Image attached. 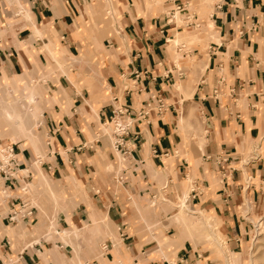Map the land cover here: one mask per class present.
Returning <instances> with one entry per match:
<instances>
[{
  "label": "crops",
  "instance_id": "obj_1",
  "mask_svg": "<svg viewBox=\"0 0 264 264\" xmlns=\"http://www.w3.org/2000/svg\"><path fill=\"white\" fill-rule=\"evenodd\" d=\"M202 1L199 8L190 0H165L178 10L187 29L213 32L206 34L214 40L207 42L203 70L189 68L188 76L184 66L178 65L180 59L173 57L181 51L176 45L173 53L170 42L180 32L174 12L171 17L164 12L152 14L149 0H0V78L31 77L39 87L47 88L48 95H54L47 99L52 108L42 112L46 126L41 139L31 150L21 148L17 153L19 169L33 165L39 153L35 172L39 170L40 177L30 170L32 174L25 177L19 173L0 178V264L226 263L211 253L197 258L196 249L188 250L190 242L173 233L178 227L171 211L146 206L157 196V189L166 188L162 187L165 178L176 183L182 194L187 185L183 173L189 169L194 185L202 189L187 193L186 205L219 217L220 228L234 248L245 223L237 210L244 174L264 181V0ZM103 6L119 12L116 16L111 10L108 28L101 24L108 18H101ZM254 25L256 30H251ZM220 76L225 78L222 84H218ZM180 80L192 87L191 99L173 88ZM237 83L243 87L236 99L212 97L214 87L225 92ZM152 94H159L166 108L160 113L152 110L148 122L135 120L126 143L130 158L108 161L100 157V153L113 155L108 137L103 134L99 142L94 138L111 107L126 104L139 110ZM191 107L203 118L205 140L200 148L189 147V153L183 147L188 127L180 122L194 118ZM181 150L191 156V163L179 159L173 174L165 175L168 166L163 157ZM245 152L249 153L246 157ZM251 153L254 157H249ZM108 163L111 172L105 170ZM44 177L48 188L63 200L59 210L49 201L52 190L41 191ZM77 181L89 187L83 194L81 190L74 195L67 192V184ZM23 186L31 190L36 202L30 201L31 205L38 210L36 232L29 238L20 234V222L7 217L19 198H29ZM68 197L77 202L70 209ZM86 202L96 218L104 215L107 219L106 236L101 226L93 227L88 238H68L66 232L62 240L45 239L47 222L39 220L40 214L56 215L55 223L49 219L56 232L66 229L68 216L79 231L87 232L78 221L89 215ZM158 226L167 232L161 246L171 249L161 250L159 238H151ZM232 230L235 233L226 234ZM106 242L103 250L101 244Z\"/></svg>",
  "mask_w": 264,
  "mask_h": 264
},
{
  "label": "rangeland",
  "instance_id": "obj_2",
  "mask_svg": "<svg viewBox=\"0 0 264 264\" xmlns=\"http://www.w3.org/2000/svg\"><path fill=\"white\" fill-rule=\"evenodd\" d=\"M103 1L106 2L109 0H103ZM17 2H21V0H17ZM149 2L153 5L152 14H158V12H164L165 14H169L171 17V15H173V12L177 10V9L173 10L174 5L172 3L170 5L165 4V0H149ZM202 2H203L202 0L199 2L190 0V4L199 5L198 6L199 8L202 6ZM160 5H162V7H158ZM111 10L116 16H119V12L116 10L115 7L111 9L108 6L105 7L103 6L102 11L100 12L102 19H104L105 16H108V18L102 20L103 22L101 23L106 28H108V26L112 23V21L109 22L112 14ZM193 13H195V10L193 11L192 9L191 14ZM175 20H176V26H178L177 28L178 31H185L189 34H195L198 35V37H200L199 40H196L192 43L189 41H184L183 44L178 45V48L181 49V51L179 52L180 55H178L180 59L178 61V65L184 66V69L186 71L189 68H195V67H199L202 71L203 70L202 68L204 67V60L207 59V52H208L207 42L209 40H214L213 38L208 39L206 34L212 36L213 32L212 31L207 32L206 29H201V28H196L195 30H193L192 28L187 29L186 28L187 25H184L182 21V17L180 15L178 18H175ZM179 26L181 30L179 29ZM256 28L257 27L254 25L253 28H251V30H256ZM107 32H109L108 29ZM178 48H175V46H173V53L176 50H178ZM173 57H177V55L175 54ZM55 60H56L55 62L58 63L57 65L60 67L62 65L61 61H59L57 57ZM186 73H187L186 75L188 76L190 75L189 70ZM178 82H180V84H182L183 86L178 87L175 84L173 88L176 90V92L181 94V96L184 99L187 98L191 99L192 87L185 86L184 81L180 80ZM121 88L123 90L124 86L121 85ZM46 89H47L46 87L45 88L39 87L31 77L18 81H15L12 78H8V79L4 77L0 78V143H2V145H0V149L6 146L13 145L16 153H21L20 150L21 148L22 149L26 148L27 150L29 149L31 150V148L37 143V141L41 139L42 131L46 126L42 112L48 110V108H52L51 100H47V99L48 97L54 96L52 94L48 95ZM31 97L33 101L29 102L31 101ZM191 110L192 111L195 110L194 118L193 119L186 118L184 120L182 119L180 122V123H184L185 126L188 127L189 133H186L183 136L184 139L183 147L184 149L186 148V150L188 148L187 150L188 152L190 151L189 147L195 146L196 148H200L205 140L204 139L205 131L201 121L203 120V118L200 119L198 118L200 116L199 115L200 111L198 109H195L194 107H191ZM18 112L23 113L21 115L22 119L20 121L17 117ZM191 116H193V114H191ZM106 127L107 130H105L102 124L99 123L97 126L98 136H95L94 138H97L95 141L97 142L98 140H100L101 136L104 133H106L104 134V136L108 137V141L110 143L113 155L107 156L106 154L100 153V157L106 158L108 161L113 160V158H117L120 160H125L130 158V154L124 153L123 151L125 150V147L118 149L114 148L111 139L112 136L108 134L112 128V124L110 125L108 124ZM126 143H129V141H126ZM127 151L130 152L129 149ZM247 155H249V153L245 152L244 156L246 157ZM254 155L255 154H252V156L250 155L249 157H254ZM163 158H164L163 160H167V166H168L166 167L165 170L166 173L164 172L165 175L173 174L174 164L175 162L177 163L179 159L186 164L191 163L190 161L191 156L189 157V155H186L182 150L180 153H177V151H172L169 154L167 153V156ZM39 159H41V157L39 158V153H37L33 157L32 160L33 165L29 164V166H27L26 168L18 169V173L14 172L13 177L19 176L17 175L19 173L24 177L31 175L32 173L30 170H33L35 172V166H37L36 164L39 165L40 163V161L37 162V160ZM35 162L36 164L34 165ZM19 170H23V171L19 172ZM105 170L106 172L113 171V167L110 166V163H108V166L105 167ZM188 170L185 171V173H183V176L186 177L187 179V185L185 186V189L183 190L182 194L181 192H179L176 183L172 184L167 180V178H165L166 182L162 185V187L166 185V188L157 189L156 192L157 196L155 198L153 196V198H151L147 202L146 206H151L154 210H158V211L160 209H163L164 211H171V214L173 215L172 220L173 222H175V224L178 227L176 229V232L173 233H177V235H179V238L188 240V242H190L191 247H189L188 250H191L192 248L196 249L194 250L196 257L197 256L202 257V255L211 253L212 255L217 256L218 258L226 261V263L223 262V264H264V181L251 179V175L249 173L244 174L246 181L242 185L244 191L242 193L241 200L239 201V205L237 206V210L239 212L241 221L245 223L242 225V230L239 233L238 245H236V247L233 248L232 245L227 241L224 231L220 228L222 222L219 217L216 218L215 215H212L211 217V215L201 213L197 208L191 209L189 206H186V211L184 214L180 212V203L182 202V197H183L182 195L184 191H187V193L192 192V194H194L196 193V190L198 192L199 190L202 189V187L199 186H198L199 189L196 188L193 182L194 181L193 177ZM11 171L13 172V170ZM33 174L38 178L40 177L39 170ZM172 179H173L172 182H175L174 176L172 177ZM43 180L44 183L41 184L42 186L41 191L46 193L48 190V192H50L52 188L51 189L48 188L49 184L46 182V178ZM118 180H122L120 176L118 177ZM88 187H89L88 184H83L80 181H77L74 184L68 183L67 192L71 191V194L73 193L74 195L75 192H79V190H81L83 194L84 189L85 188L87 189ZM173 188L175 190L172 193ZM192 189H195V191L194 190L191 191ZM26 192L27 193L25 194L29 198L23 197L22 200L28 203V206H32L31 202L33 203L35 201H32L31 199V190L27 188ZM51 192H52L51 193L52 199H50L49 201L53 203V205L57 210H59L58 208H60L61 206L60 203H62L63 200L57 198L53 193V190ZM177 192H179L180 194L178 195ZM165 193H167L168 195H165ZM171 194H173V196H170ZM46 200L48 201V199ZM75 200L76 199L74 198H69V197L67 198L68 209L73 208L77 204ZM18 204L19 201H17L15 205L10 207L9 211L7 212L8 216L11 210L18 209L20 207V205ZM86 205L90 209L89 215L81 216V219H79L78 221L82 223V226H86L87 232L79 231L78 230L79 228H77L72 223V221L68 219V217L70 216L67 217V222L69 225L67 224V227L65 226L66 229H63L62 231L59 230V232H56L55 224H53L55 223L56 215L53 214L46 216L40 214L39 220L43 222H47V226L44 225L45 232L43 231V236L44 234H47L45 239L47 241L57 238L60 240L61 239L60 236L65 235L64 233L66 232L68 238L76 239L79 238L80 236L88 238L91 235L90 233L93 227L100 228L101 226L103 227L104 236H106L107 231H109L110 229V226L107 223V219L105 220L104 215L103 216L100 215L98 216V218H96V216L91 211L92 207L90 206V204L86 202ZM37 212L38 210H35L34 208L32 215L26 216L24 218L18 217L17 220L14 221V223L20 222L21 233L20 232L19 233L22 236H26L29 238L33 233L36 232L35 230H33L34 229L33 227L35 222L37 221V217H36ZM204 215L209 217V225L205 222L206 218L204 217ZM49 219L54 220L53 223H51ZM48 223L49 224L51 223L52 226L51 228L48 227L50 226L48 225ZM153 232H155L157 235L154 234L152 235L151 238L157 239L158 237L159 238L158 242L160 246L164 242H166L167 234L165 233L167 232L166 230L163 229V227L158 226V228L154 229ZM229 233H235V232L234 230H232L231 232H228L226 234ZM53 235H55V237H53ZM115 237L117 238V234ZM62 242L59 243L60 246ZM103 244L105 243L101 244V248ZM166 249H171V246L168 245L167 247L164 248L161 246V250L165 251ZM69 250L71 249L69 248ZM13 259L15 260L16 257H14ZM188 264H191V261H189Z\"/></svg>",
  "mask_w": 264,
  "mask_h": 264
},
{
  "label": "built area",
  "instance_id": "obj_3",
  "mask_svg": "<svg viewBox=\"0 0 264 264\" xmlns=\"http://www.w3.org/2000/svg\"><path fill=\"white\" fill-rule=\"evenodd\" d=\"M224 81L225 78L220 76L218 84H222ZM242 87V83L232 84L225 92H221L216 86L212 89V97L214 100H218L221 96H229L230 98L236 99ZM166 105L167 104L165 103L164 99L159 94H152L151 100L146 103L145 107L140 108L139 110H134L126 104H117L116 106L111 107L109 116L106 118V120L104 119L101 124L105 130H107L106 126L108 124H112V128L108 134L112 136L111 139L114 148L118 149L125 147V150H123L124 153L130 154V152L127 151L128 147L126 146V141H128L129 137L133 135L132 129L135 120L142 119L148 122V117L152 110H156L158 113H160L166 108ZM131 112H133V114H131ZM16 155L17 153L13 145L0 149V178H13V173L18 172L19 164ZM38 161H40V159L37 160V162ZM34 164H36V162ZM11 170H13V172ZM21 190L22 192L26 193L25 186H23ZM18 200L20 207L9 212L8 219L12 222L16 221L18 217L24 218L26 216L32 215L34 211V207L28 206V203L24 202L22 198H19ZM107 246L108 245L106 243L103 244L102 249H106Z\"/></svg>",
  "mask_w": 264,
  "mask_h": 264
},
{
  "label": "bare ground",
  "instance_id": "obj_4",
  "mask_svg": "<svg viewBox=\"0 0 264 264\" xmlns=\"http://www.w3.org/2000/svg\"><path fill=\"white\" fill-rule=\"evenodd\" d=\"M178 10H176V11H174L175 13H174V18H178L179 17V13L177 12ZM114 14V13H113ZM171 20V19H170ZM212 23L210 22V23H208V25H211ZM200 39V37H198V35H195V34H189V33H187V32H185V31H180V32H178V33H176V35L172 38V39H170V42H171V44L172 45H174V46H176V45H179V43H183L184 41H189V42H194V41H196V40H199ZM177 58H179L178 56H177ZM191 60V59H190ZM192 67V66H191ZM203 69V68H202ZM190 79V78H189ZM188 79V80H189ZM186 84V83H185ZM188 84H190V82L188 83ZM176 85L178 86V87H182L183 85L182 84H180V82H177L176 83ZM23 113H20V112H18V115H17V117H18V119H19V121L22 119V115ZM179 118V117H178ZM20 123V122H19ZM24 125V124H23ZM25 126V125H24ZM33 126V125H32ZM186 197H187V191H184V194H183V197H182V202L180 203V212L182 213V214H184L185 213V211H186ZM168 200V199H167ZM179 202V201H178ZM190 212V211H189ZM201 213H204L203 211H200ZM192 213H194V212H192ZM178 217V216H177ZM204 217L206 218V223L209 225V217L208 216H205L204 215ZM212 217V216H211ZM188 221H189V219H188ZM195 222V221H194ZM184 224V223H183ZM189 228V227H188ZM187 234H189V233H187Z\"/></svg>",
  "mask_w": 264,
  "mask_h": 264
}]
</instances>
